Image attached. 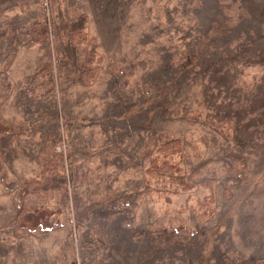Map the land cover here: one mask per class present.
<instances>
[{"label":"rangeland","instance_id":"obj_1","mask_svg":"<svg viewBox=\"0 0 264 264\" xmlns=\"http://www.w3.org/2000/svg\"><path fill=\"white\" fill-rule=\"evenodd\" d=\"M0 120V264H264V0H0Z\"/></svg>","mask_w":264,"mask_h":264},{"label":"trees","instance_id":"obj_2","mask_svg":"<svg viewBox=\"0 0 264 264\" xmlns=\"http://www.w3.org/2000/svg\"><path fill=\"white\" fill-rule=\"evenodd\" d=\"M80 23H81L80 21L74 22L75 26H79V27L83 26V24H80ZM13 128H14L13 124L4 123L3 121L0 120V133L9 132ZM165 146L178 149V143L176 141H170L166 143ZM1 177H2V180L4 181V187L6 190H12L14 187L18 185L17 182L7 181L6 175L4 173L1 174ZM177 179H178L177 181L180 182V184L183 185L184 187L188 186V184L184 181L183 178H177ZM112 181L113 180H111V182ZM111 182H110V187H111ZM65 183H66V177H64L60 183L51 184L50 186L47 187V189H49L50 187H60V186H63ZM28 189H29V185L21 187L22 191H27ZM126 197H129V196H126ZM126 197L122 201H111L110 206L116 209L124 208V207L130 208L132 205V201H130ZM212 198H213L212 196L206 197L204 200H201V202L205 201L206 199L209 201H212ZM51 213L52 211L45 209V208L40 209V210L29 209V208L24 209L22 216L20 218V221L18 223V226L22 228L24 231H36L37 229L50 230L54 228V226L56 225V221L50 220Z\"/></svg>","mask_w":264,"mask_h":264}]
</instances>
